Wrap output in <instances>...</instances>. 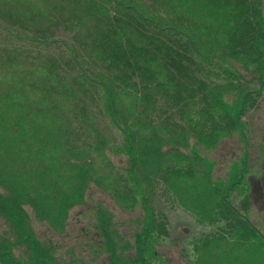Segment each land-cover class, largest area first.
I'll use <instances>...</instances> for the list:
<instances>
[{
    "label": "trees",
    "instance_id": "obj_1",
    "mask_svg": "<svg viewBox=\"0 0 264 264\" xmlns=\"http://www.w3.org/2000/svg\"><path fill=\"white\" fill-rule=\"evenodd\" d=\"M68 1L34 11L32 0H17L19 20L0 8V219L9 229L0 234V264H58L26 207L63 234L90 182L131 208L136 188L149 193L154 180L167 198L177 183L205 181L197 192L213 202L215 227L193 241L192 264L206 254L242 264L249 248L264 264V234L194 163L161 151V142L172 147L187 135L208 148L238 127L211 80L225 61L255 59L257 89L240 93L242 113L256 108L264 0ZM107 124L125 134V145L101 133ZM117 146L126 149L127 172L107 160L99 173L96 159ZM151 216V231L167 237L164 213Z\"/></svg>",
    "mask_w": 264,
    "mask_h": 264
},
{
    "label": "rangeland",
    "instance_id": "obj_2",
    "mask_svg": "<svg viewBox=\"0 0 264 264\" xmlns=\"http://www.w3.org/2000/svg\"><path fill=\"white\" fill-rule=\"evenodd\" d=\"M16 1L0 0V8L19 20L22 11L21 5L15 7ZM32 1L33 10L36 11L38 5L45 9L59 0ZM64 1L56 4L66 8L69 1ZM81 4L82 1L79 2ZM31 19L39 20V17L32 15ZM21 21L31 27L30 21ZM254 60L225 61L222 68L213 69L211 80L221 91L223 106L238 122L233 132L219 138L208 148L199 145L195 136L191 135L183 137L172 147L166 140L167 143L161 142V151L171 148L183 156L182 159L194 163L220 189V195L264 234V88L256 108L247 114L241 112L244 100L240 91L257 89L251 82L253 76H259L260 72L257 65L252 64ZM4 66L9 69L14 65L7 59ZM237 74L243 77L241 86ZM107 125L108 128L101 133L112 137L117 145H125V134L112 128L111 124ZM103 126L104 123L99 127ZM115 148L120 151L106 149L105 155L96 159L94 164L99 173L102 172V165H108L107 160L115 170L127 172L130 161L126 149ZM106 181L111 182L109 179ZM203 182L177 183L167 198L154 180L147 183L149 193H142L140 187L136 188L131 208H126L113 197L110 189L90 182L84 205L71 210L63 234H56L43 221H39L31 209L26 207V210L32 229L39 239L53 247L52 256L58 264H192L195 259L193 241L215 227L213 202L202 199L200 192H197ZM152 211L155 215L159 211L164 213L168 222L167 237H160L151 231ZM2 233H9V229L0 219ZM255 254L258 255L257 251L249 248L241 256L245 259L242 264H249L247 261L261 264L259 259H253ZM201 260L203 264H211V261L212 264H230L228 260L215 258L212 254L202 256Z\"/></svg>",
    "mask_w": 264,
    "mask_h": 264
}]
</instances>
